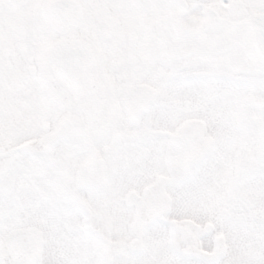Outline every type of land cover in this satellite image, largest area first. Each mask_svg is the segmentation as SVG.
Masks as SVG:
<instances>
[{
  "label": "snow or ice",
  "instance_id": "1",
  "mask_svg": "<svg viewBox=\"0 0 264 264\" xmlns=\"http://www.w3.org/2000/svg\"><path fill=\"white\" fill-rule=\"evenodd\" d=\"M0 264H264V0H0Z\"/></svg>",
  "mask_w": 264,
  "mask_h": 264
}]
</instances>
